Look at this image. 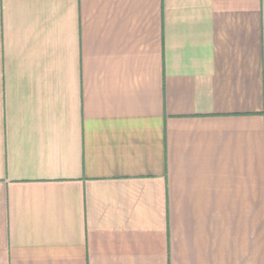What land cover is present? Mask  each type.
I'll return each mask as SVG.
<instances>
[{
  "label": "crops",
  "instance_id": "1",
  "mask_svg": "<svg viewBox=\"0 0 264 264\" xmlns=\"http://www.w3.org/2000/svg\"><path fill=\"white\" fill-rule=\"evenodd\" d=\"M0 264H264V0H0Z\"/></svg>",
  "mask_w": 264,
  "mask_h": 264
}]
</instances>
